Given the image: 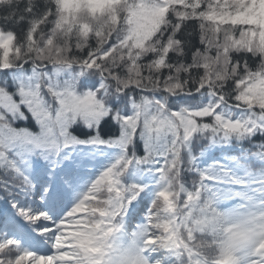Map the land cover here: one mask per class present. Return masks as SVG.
<instances>
[{"label":"snow or ice","instance_id":"obj_1","mask_svg":"<svg viewBox=\"0 0 264 264\" xmlns=\"http://www.w3.org/2000/svg\"><path fill=\"white\" fill-rule=\"evenodd\" d=\"M0 264H264V0H0Z\"/></svg>","mask_w":264,"mask_h":264}]
</instances>
